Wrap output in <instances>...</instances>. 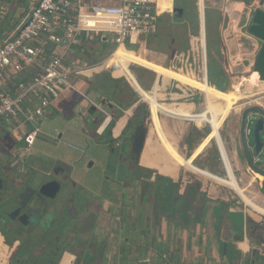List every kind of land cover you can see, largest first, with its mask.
I'll return each instance as SVG.
<instances>
[{"label":"crops","instance_id":"1","mask_svg":"<svg viewBox=\"0 0 264 264\" xmlns=\"http://www.w3.org/2000/svg\"><path fill=\"white\" fill-rule=\"evenodd\" d=\"M192 1H198L196 2L197 4L196 3L194 4L197 13L196 19L199 20L200 24H203V22L201 21H204L205 18L204 16L205 6L203 5L204 8L202 14L203 18H201L199 0H192ZM210 1L213 2V6H215L216 10L221 13L220 21H219V30H221V24L223 23V18L226 15V13L230 14V20L231 22H233V24L234 23L236 24L237 21H240L238 25L240 27L243 26V23H241V19L244 13V2H246L245 0H237V1L233 0V2L235 3L232 5V8H228V4L232 2V0H210ZM2 2L3 4L2 5L0 4V6L4 7V11L5 12L7 11V14H9V16L12 14V11L14 12V10H17L16 8L17 5L20 11L24 9L21 8V6L23 5L22 3L23 0L22 2L20 0H6V2L2 0ZM196 5L198 7H196ZM237 5L239 6L237 7ZM185 9L187 10L188 13L192 12L191 8L188 7V4ZM23 14L20 17H22ZM188 19H190V17L186 19L184 18V22L187 23ZM12 22L13 20L10 21V23ZM233 26L235 27V25ZM234 27L230 28L229 30L234 29L235 32H238L236 28L238 26H236L235 28ZM234 38L237 39L238 40L237 42L239 43L235 44V47L233 48L229 47L231 52V59L233 60V62L237 61L243 54H250L251 51H253V44H254L253 40H251V38H249L247 35L243 37L241 34L240 35L238 34L237 36H234ZM122 48L123 47H118L117 49H115L112 56L108 59L107 62L104 61L103 63H100L99 65L84 70L80 73V76L84 77V80L83 81L81 80L78 89L80 88V92L84 93L87 96L86 98L82 97V95H80L75 91L69 90L71 93H62L59 98L55 99V101L52 102L50 107V114L48 117H46V119L44 120L41 126L40 136L58 142L62 141V138H64V136H67L68 138L72 137L76 141H78L80 143V147L81 146L82 147L81 149L79 148V150H77L76 147L74 146H70L67 148L73 151H79L81 153L80 155L85 153V155H83L82 157H86V160L91 161V149L86 152L84 150V148L86 149V147L91 146V126H93L92 132H94L95 135L100 137L107 136L108 140L110 141V144L107 145V148L108 151H110L111 148H113V145L116 146L120 143L121 139L123 140L125 139L126 142V137H128V131L130 130V127L128 129V126L135 111L141 105L140 102L142 100L140 99V97L142 98V93H146L145 99L147 98L146 99L147 101L152 102L154 107L161 106V104H163V103H158L159 101L157 99L160 97V94L156 90L157 86H155V82L153 85L152 92L151 93L145 92L139 86L138 82L136 81L132 73L129 71L128 67L131 64H136L145 69H148L155 73V78H156L155 81L159 79V82L169 81L168 71H167L168 68L155 64L151 61H147L144 58L135 55L130 50L124 52L122 51ZM129 53L133 55L130 59V62L125 72H122L121 74L120 72H118L119 71L118 68L112 62V58L115 55L126 56ZM75 56L76 55H74V53L69 52L67 59L69 60V58L71 57L76 58ZM106 65L110 66V68L112 69L111 72L106 68ZM100 73H103L105 75L100 76L101 75ZM114 73H116V75H114ZM96 76L97 77L100 76V77L97 79L96 87L94 86L95 92L93 93V96L90 97L89 92H91L92 90L91 86L93 85H91L89 80L93 79ZM121 78H124L130 84L131 87L130 89L127 87V85H123L121 87V83H122ZM248 78L244 79V81L247 83L251 81V80L249 81ZM101 84L105 86L107 85L105 91H103L102 88L99 87L101 86ZM261 84L262 86H260L259 88L262 92H264V82ZM111 86L112 88H110ZM120 88L123 90H120ZM140 88L144 92H141ZM116 90H118L119 93H123L124 95L129 93L130 96L129 98L131 100L130 99L122 100L123 102L126 101L125 104H128V107H125L122 101L116 99L114 95ZM137 92L139 93L140 97L138 96ZM107 94H109V96ZM163 95L166 96V94ZM215 95H216V91H215ZM150 96L154 97L156 101L151 100L149 98ZM170 96L172 97V95ZM262 96H264V93ZM112 99H115L116 101ZM253 103H256L255 105H258L260 107H264V99L263 100L257 99ZM193 106H194L193 108H196L195 104ZM154 107L150 108L152 110L151 119L153 116L152 114H154ZM162 107L164 106L162 105ZM229 109L231 110L233 109L234 111L233 107H229ZM217 111L220 112L219 109H217ZM59 113H65V115L68 114V120H63L59 116ZM190 113L193 114V112L191 111ZM107 116H110V121L111 120L114 121V124L112 128L109 130V132L106 131L107 125L103 124ZM99 117H101V119ZM158 117L159 120L161 121V125L163 126H164L163 119L171 121L174 130L177 132H179V129L183 127L182 125H185V128L190 127L195 129V131H197V129L198 131H201V129L195 126L194 122L192 123L196 128L191 126L190 122L187 121H178L176 119L171 120L160 116ZM194 117L198 119L197 116ZM123 119H125L124 122L122 123L123 125L117 131L116 130L117 125ZM97 124H99L98 127ZM201 124L202 121L199 122V125ZM220 124L221 123H217L218 133H219ZM209 130L211 131V128H209ZM230 131L231 133H229L228 137L230 141H232L234 137V131L232 127L230 128ZM104 132L106 133L103 134ZM151 133L152 132H149V135ZM6 134H8L12 139V146L8 150L9 155H8L7 164H9L10 161L13 160V154H14L13 147H15V143H14V138L11 136V134L7 132ZM38 140L39 138L36 140L33 146V150L46 151V145L43 142H38ZM221 141L224 146V142L222 138ZM229 143L231 145L232 142ZM223 148L225 149V147ZM46 154L48 157L50 156V154L47 151ZM233 156H234L233 160L236 171L237 172L244 171L243 166H241L238 160L236 159L235 153H233ZM80 157L81 156H78V159ZM49 158L50 160L46 161L47 166H50V168L53 169L52 172L55 173V176L58 177V179L65 180V182H67L68 184L64 188V193L67 195L69 189H73V188H77L81 190L80 193L77 195L78 198L75 196L74 200L71 199L70 196L64 197L63 199L60 200H56L55 198V200L58 202L56 203L54 202L53 205L54 210L50 208L47 212L43 213L44 214L43 216L45 217L48 216L47 218H45L46 220L44 221V226H47V229L50 226H52L51 229L54 230L55 233L53 238L56 237L54 239L52 238L51 248L54 249L55 246L58 245V243H60L59 246L61 245L63 246L61 242L64 241L63 239L65 237L63 238V236H61L62 233L64 234V232H62L61 230L65 232H69L71 234L76 233L77 235V238L73 237L74 239L72 242H69V244L68 242H66L67 245L63 246L62 255L56 264H68V262L69 264H75L77 257H79L80 255L83 256V259L87 258L88 260H90L91 259V191H90L91 189L87 185H85L84 187L85 183L81 185V182L79 181L78 178L76 179L75 177H73L71 180H69L61 170L59 171L54 170V166L56 164L55 162H61V161L66 162V157L63 153H52V156H50ZM181 159L183 161L182 165H184L185 161L186 162L189 161L190 163L193 164L195 163L197 167L200 166L196 162L184 158L182 155H181ZM5 161H7L6 158H4V160L0 162V170H2L3 172L6 171V166H7ZM28 161H25L24 164L27 163ZM78 161H80V159ZM35 162L39 163L37 162V160ZM19 165L23 166L21 164ZM27 165L29 170H35V169L37 170L35 166L31 165V163L28 162ZM69 165L72 166V163H70ZM82 166H84V168L86 167L85 164H83ZM82 166H77V170L79 172ZM90 167H91V163L88 166V168ZM190 167L191 168L189 171L191 173H194L192 170H196V172H198L197 167L191 165ZM202 167L203 169L199 170L200 174L195 173L194 175L197 174V176L203 177L207 180H212L213 182L215 181L212 178H207L202 174L203 173L207 175L212 174L211 176L219 178V176H217L215 173H212L213 170L206 168L204 166ZM36 170L34 172H37ZM138 170L149 171V173L147 172H141V173L142 175L143 174L149 175V179H147V181L151 185L156 184L157 183L156 176L161 175L158 171L154 169L142 166L140 164V158L136 168V171ZM179 173L180 171L178 170L176 178H171L163 175L161 176L163 177V179L166 178L167 180H170L174 184L175 183L179 184V188L177 189V192L174 193L175 198L176 196H179L178 197L179 201L180 198L182 197L184 198L185 202L189 201L187 204V209H189V212H186L187 216L184 217V219L186 220H184V224L181 226L177 222L178 218L172 220L170 217H168L170 218V219L167 218L168 221L166 219L165 223L159 222L158 224L155 223L154 220H152V218L150 217L146 218L145 215L144 216L142 215L140 217L139 215L141 214H136V218L138 217L137 222L139 224L136 222L137 226H135L134 228L133 223L130 222V218L133 216V213H130V216L127 219L126 217H124L127 214H129L131 210V204L128 205V202L132 200L126 198L124 203H122L121 201H119L118 198H116V202L113 203L111 199L102 197L101 209L99 211V214H96L94 219V221L96 222L95 224L93 223L94 225L92 227L93 228L92 235L105 237L103 241L105 248L103 264H145L146 260L149 259L147 258V256L149 255L151 257V255H154L149 251V248L154 247V243L155 246L157 245L158 247L160 245L161 246L166 245L168 247V253L173 264H191V263L193 264H264V254L262 251V249L264 250V231H259L258 229H256L257 227L256 223L253 221V235L250 231L251 234L249 238H246L245 240L240 242H236L234 240V234L230 230V226H229L230 224L227 223L228 226H226L224 223L223 224L221 223V225H219L220 223L217 224V221L215 220L216 212L217 211L219 212L220 206L222 202H225V199H222L221 200L222 202H215L213 198L206 196L204 205L202 206L203 208L202 211L199 213V215L194 216L191 207L193 206V204H191V201L189 200L190 195L189 197L188 196L185 197L187 188L189 190V188L192 186L194 181L190 179L188 180L187 178H186L187 180L185 178H180L181 176ZM16 174L20 175V173H18L17 170H16ZM26 174H28V172H26ZM49 174L50 173H48L46 176H49ZM23 175L25 174H21L20 177ZM0 176L3 177L6 175L2 174ZM243 177L244 174L242 175V178ZM54 180L56 182L59 181V180L57 181V179L55 178ZM200 183L202 184L201 189L203 192L204 186L202 182ZM217 184L222 185L220 183ZM257 184H259L258 180L253 175V185L250 184L249 187L251 188L253 186V192H254L253 194L256 196L255 199H257L258 201H263L261 196L262 195L264 196V194L260 193L258 188H256ZM59 185H60L59 188V192H60L61 184L59 183ZM222 187L225 186L222 185ZM82 193H84L85 196H83ZM137 200L138 198H136L135 201ZM126 209H127V214H124V211ZM101 213L105 217L109 216L108 217L109 221L105 220L104 222L102 221L98 222L99 218H101ZM112 215L113 218L115 219L114 223L111 219ZM193 218L197 220L195 222L194 221L191 222ZM182 219L183 216L181 215V221ZM143 220H144V225L140 226ZM112 224L117 226H113ZM81 232H85V235L86 233L88 234L89 241L86 246L84 244H81V242H78L79 241L78 237L80 236V234H82ZM38 237H37V230L35 231L34 234H31L27 237L29 242L27 243L26 255L22 259L23 262L24 260H27L26 259L27 257L33 255L32 249L35 245L32 244H35L38 241V239L41 238ZM0 239H1L0 264H11L14 255H16L20 250L19 241L14 242V239L9 240L6 237V235L3 233L2 229H0ZM43 240L46 241L47 239L44 238ZM224 245H225V251L223 252ZM190 246L192 247L191 248L192 250L195 249L196 255L202 256L203 254V256L200 257L203 258L202 260L197 258L196 262H192V260L188 262L187 257L192 259L191 253L189 251ZM79 247H81L80 250ZM157 259L158 261L156 264H161V260L159 259V257H157ZM27 264H29V261L27 262Z\"/></svg>","mask_w":264,"mask_h":264},{"label":"rangeland","instance_id":"2","mask_svg":"<svg viewBox=\"0 0 264 264\" xmlns=\"http://www.w3.org/2000/svg\"><path fill=\"white\" fill-rule=\"evenodd\" d=\"M6 2V0H4ZM22 2V0H20ZM237 1V0H234ZM198 1H192V0H176L175 1V8H185L188 4V7L195 10L194 4ZM23 5L21 8H24L20 11L18 5L17 10L12 11V14L9 16L7 14V11H4V7L0 6V39L10 37L12 32H15V25L16 27L20 26V21H18L23 14L24 11H27V4L22 2ZM235 2H230L228 4V8H232V5ZM0 4L2 5L3 2L0 0ZM197 4V3H196ZM160 6H162L163 10H171V3L167 2V0L160 1ZM204 29H205V45H206V59L207 64H210V68L217 69L219 66L223 67L225 64L224 58L222 57L220 53V48L222 46V40L224 39L226 43H228V46L230 48L235 47V44L239 43L238 40L234 37H226L223 36L222 33L219 30V21H220V15L221 13L216 10L215 6H213V2L210 0H204ZM239 5H237L238 7ZM196 7H198L196 5ZM196 12V10H195ZM17 13V14H16ZM192 13V12H191ZM9 16V17H8ZM24 16V14H23ZM197 13H194L190 15V19H188L187 23L182 21L181 16H169L165 15L160 18L159 21V29L158 33L155 36H151L146 39H140L136 45H131V48L128 49L132 51L135 55L140 56L141 58H144L147 61H151L155 64L161 65L165 68L170 69V58L171 56L178 51H183L182 47L185 45V42L188 43V48L190 45V38L191 36H198L199 30H200V22L198 19H196ZM8 17V18H7ZM16 23H15V20ZM13 20L12 23L10 21ZM198 22V27H196V24ZM15 23V24H14ZM240 23V22H239ZM4 32V33H1ZM112 36H107L106 42H102L100 39H96L94 41H83V43L76 47L71 48L70 52L74 53L76 55V58H69L66 62L69 64L71 61L79 59L81 62L86 64L87 66H97L100 63H103L104 61L107 62L108 59L112 56L116 44L114 42H111ZM186 49V50H187ZM253 50H256V45L253 44ZM94 60V61H93ZM96 60V61H95ZM106 68L111 72L112 69L109 65H106ZM129 71L132 73V75L135 77L136 81H140V85H142L145 89H147L145 92L151 93L153 89V85L155 82V73L145 69L139 65L131 64L128 67ZM175 71V70H174ZM250 71L246 70L242 75L237 76V78H234L233 81L229 79V93H225V99L230 102L231 105H225L221 104L220 101L216 99L214 96V108H215V114L218 116L217 123H221L219 126V133L221 135V138L224 142V147L226 154L228 156V160L230 163V166H232V172L235 178V181L238 185V187L241 189V191L245 194V196L252 202H254L258 207L264 208V196L262 195L263 201H258L256 196L253 194V186L250 188L249 185H253V178L251 176L247 175V171L244 169V171H236V168L234 166V160H233V144L229 142H232L229 140V133H231L230 128L232 127L234 123V117H235V111L238 112L239 109L235 110V107L240 106L239 104L243 105L244 103L248 102L251 98L249 97L253 93V86H248L249 84L244 81V79L251 80ZM102 75H105L103 73H100ZM109 74V73H108ZM250 75V76H249ZM99 76V77H100ZM109 76V75H108ZM99 77H94L93 79H90L91 85V92H89L90 97L93 96V93L95 92V87L97 84V79ZM87 79V78H86ZM82 81L84 78L82 77ZM74 82V81H72ZM121 87L123 85H127V87L130 89V84L124 79L121 78ZM170 82V83H169ZM244 82V83H243ZM247 83V84H245ZM164 87H169L172 85V81L169 80L168 82L162 83ZM259 84V82H258ZM175 85V84H174ZM173 85V86H174ZM95 86V87H94ZM262 86V84H259V87ZM102 88L103 91L107 88V85L99 86ZM141 87V86H140ZM213 87V86H212ZM112 88V86L110 87ZM117 88V87H115ZM175 88V87H174ZM215 88V87H214ZM119 89V87H118ZM143 89V88H142ZM216 89V88H215ZM234 89V90H233ZM120 90H123L120 88ZM237 90V91H236ZM233 94V92H235ZM175 91H171V89L165 90L166 96H164L161 93L160 97L157 99L158 103H163L166 106L170 108H178L180 105H184L185 107H190L192 110H190L193 113H200L201 115L197 116V120H193L195 124L199 122L205 121L204 118H206V104H205V98L202 94L199 93H191L194 94L193 97L187 96L184 97L181 96L179 100H174V97L170 96V94H174ZM63 93H71L69 90H65ZM168 93V94H167ZM224 94V93H223ZM115 97L116 99L122 101L123 99L127 100L130 99L129 93L124 95L123 93H119L118 90L115 91ZM232 95L235 96V98L232 97ZM106 98V97H105ZM115 100V99H112ZM131 100V99H130ZM55 101V100H53ZM52 101V102H53ZM116 101V100H115ZM51 102V103H52ZM126 101H122L124 103L123 105L125 107H128V104H125ZM143 108L145 107L148 110V116L144 120V128L147 132V136L149 135L150 126H151V112L149 105L144 102L143 100L140 102ZM236 103V104H235ZM196 105V108H193V105ZM122 105V104H121ZM225 107H233V109L226 110ZM219 109V111H217ZM59 116L63 120H68V114L65 115V113H59ZM99 116V115H98ZM101 119V117H99ZM172 120V119H171ZM101 123V122H100ZM99 123V124H100ZM97 124V127L99 126ZM163 125H161V132L163 135H168V138L170 141H174V144L177 142H182L181 144V150L182 146L183 148L186 147L187 144H184L186 141V136L188 135L187 132L192 131L193 135L192 138L189 139L190 143L188 148V154L190 152V156L187 158L190 161H194L200 166H196L194 163H190L191 166L197 167L199 170L203 169L202 166L209 168L213 170V173H215L217 176H219V179H227L226 170L223 166V163L220 161L218 149L214 143V139L212 137V132L209 130V128L206 126L201 131H195V129L186 127L184 131L177 132L173 128V124L171 121L164 120L163 119ZM191 126L195 127L193 123H191ZM196 128V127H195ZM93 126H91V146L84 148L85 152L89 151L91 149V161L86 160V157H82L84 154L80 155L81 153L79 151H73L70 150L67 147L74 146L77 150H79L80 143L76 141L72 137L64 136L62 138V141H54L48 138H43L42 136L38 137V142H43L46 145V151L52 156V153H63L66 157V162H55L54 170L59 171L61 170L64 175L71 180L73 177L76 179L78 178L81 182V185L84 184L90 187L91 191V243H103L105 237L102 236H94L92 235V227L95 224L96 221H94L96 214H99V211L101 209L102 204V197H104V194L110 195V191L112 192V195H114V198H118L119 201L124 203L125 199H130L132 201L128 202V205L131 204V210L129 214H127V209L124 211V214H127L126 219L130 216V213H133V216L130 218V222L133 223V227L135 228L136 222L138 217L136 218V214L140 217L143 215L146 216V218L150 217L152 220H154L155 223L159 222L165 223L166 219L170 217L172 220L178 218L177 222L181 225L184 224V217H186V212H189L187 210L182 202H180L178 199L174 197V191L171 189V186H167V180H162L161 183H156L154 185H151L147 181V175L143 174L141 172H149L147 170L145 171H136V168H134L135 163H137L138 160L136 158L132 157L130 159L128 156H126V152L128 151V146L125 142V139H121L120 145L121 148L115 147L113 145L114 152L111 150L108 151L107 145L110 144V141L108 140L107 136H97L92 132ZM160 132V133H161ZM96 133V132H95ZM104 132L103 134H105ZM160 133L158 134V138L161 137ZM153 139L157 142V137L152 135ZM185 138V139H184ZM147 140V139H146ZM202 141V142H201ZM47 143V144H46ZM64 143V144H63ZM210 143V144H208ZM198 145V146H197ZM12 146V139L11 137L6 134L5 131L0 130V162L6 158L7 161L5 163H8V150ZM18 147H20L18 158L20 159V162L24 164L25 161H28L31 163V165L35 166L37 168V172L33 173L35 170L29 171L28 174H25L21 176V179L23 181H27L29 178H36L40 177L45 180L54 178L57 179V181L61 184V190L55 197L56 200L63 199L64 197H71V199L74 200L75 196L78 198V194L80 193V189L73 188L69 189L68 194L66 195L64 193V188L66 187L67 182L65 180L58 179V177L55 176V173L52 172L53 169L50 168V166H47L46 161L50 160V156L48 157L45 150L36 151L33 150V148L30 150L32 153L31 157H27L25 154H23V151L25 148L23 144H18ZM208 148V149H207ZM206 149V150H205ZM195 150V151H193ZM179 151V150H178ZM180 152V151H179ZM78 156H81L78 161ZM3 159V160H2ZM37 160L36 163L35 161ZM76 161V162H75ZM28 162L25 163V165L28 168ZM74 162V163H73ZM189 161H185L184 165L180 168V175L182 178H187L188 180L192 181H200L203 183V194L204 196H209L210 198H213L215 202H222V199H225V202L223 203V208L219 210V212H216L215 220L217 221V224L221 225V223L228 226L229 220L225 215V212L228 210H238V211H244L246 216H249L251 221L249 224V228L251 230V233L253 235V221L256 223V229L259 231H264V218L260 217L259 215L253 216L252 211L250 208L242 202V200L236 195V193L233 191V189L227 188L225 183L222 187L221 185L213 182L212 180H207L203 177L194 175L195 173H191L190 171L186 170L184 167H188L187 163ZM72 163V166L69 165ZM91 163V167L88 168V166ZM83 164L86 165L82 166ZM7 166H9L7 164ZM77 166H82L80 168V172L77 170ZM137 166V165H136ZM27 170V169H26ZM196 171V170H195ZM242 172V173H241ZM48 173L49 176H46ZM244 174V177L242 178V175ZM138 176V177H137ZM142 179H141V178ZM186 179V180H187ZM220 181V180H219ZM57 182V183H58ZM221 182V181H220ZM58 183V184H59ZM166 184L165 187L162 185ZM207 184V185H206ZM202 186V184H201ZM60 187V185H59ZM167 188V189H166ZM83 196H85L84 193H82ZM81 195V196H82ZM90 195V194H89ZM136 198H138L137 201ZM56 200H53V202H58ZM52 202V200L50 201ZM72 203V202H70ZM54 204V203H53ZM202 204L194 203L193 204V215L197 216L200 213ZM216 206V204H215ZM247 206V207H246ZM221 207V206H220ZM173 211V212H172ZM184 214V215H183ZM181 215L183 216V219L181 221ZM98 216V215H97ZM109 217V216H108ZM108 217H105L101 213V218H99V221L104 222L105 220H108ZM136 218V219H135ZM168 218V219H170ZM111 219L114 223L113 215L111 216ZM167 219V221H168ZM263 219V220H262ZM197 219H192L191 222H195ZM94 223V224H93ZM138 223V222H137ZM228 223V224H227ZM139 224V223H138ZM178 224V225H179ZM113 225V224H112ZM144 225V220L140 224V226ZM117 226V225H113ZM230 226V225H229ZM80 236L78 237L81 244H84L85 246L88 244L89 237L88 234L85 232H81ZM153 233V232H152ZM250 233V234H251ZM64 235V234H63ZM63 236L64 242H70V240L74 237L77 238L76 233H69V235ZM56 238V237H55ZM95 238V239H94ZM41 239V238H40ZM192 239V237H191ZM42 240V239H41ZM186 247V246H185ZM188 247V245H187ZM81 247H79L80 250ZM171 248V245H170ZM192 247L190 246V253L192 256L191 258L187 257L188 262L192 260V262H196L197 258L202 260L203 258H200L203 256L196 255L195 249L192 250ZM152 254L151 257L148 255L145 264H156L158 259L157 255L154 251H150ZM187 252V251H186ZM194 253V254H193ZM26 255V245H24L19 252L14 255L11 264H27L29 260L22 261L23 257ZM196 255V256H195ZM33 256V255H32ZM163 260L161 264H173L169 253L163 255ZM32 257H30L31 259ZM27 259V258H26ZM193 264V263H191Z\"/></svg>","mask_w":264,"mask_h":264},{"label":"built area","instance_id":"3","mask_svg":"<svg viewBox=\"0 0 264 264\" xmlns=\"http://www.w3.org/2000/svg\"><path fill=\"white\" fill-rule=\"evenodd\" d=\"M160 1L23 0L28 8L18 20L20 26L15 25V32L10 37L0 39V130L14 138L13 166L20 162L18 143L24 145L23 154L28 158L32 156L30 150L41 135V126L50 114L53 100L65 90L87 97L78 89L82 79L80 73L95 66H87L78 59L68 64L70 49L80 46L83 41L107 40V36H112L110 40L116 44L115 49L126 48V45H136L140 39L155 36L160 18L173 16L176 0H167L171 3L168 11L162 9ZM260 1L252 0L248 7L264 10V0L262 6ZM246 9L247 4L244 3V11ZM226 15L229 21L225 29L221 24L222 35L228 38L241 34L244 37L246 34L238 25L240 21L233 24L230 14ZM233 25L238 26V32L229 30ZM202 27L203 30L200 24L198 36H191L189 49L171 56L169 68L209 84L204 21ZM221 40L220 53L225 62L222 69L228 81H233L246 70L252 72L254 60L248 59V67L243 66L242 56L233 62L228 43ZM256 51L257 47L249 55ZM171 81L169 87L159 82L157 91L162 94H166L167 89L175 91L170 94L174 95V100L183 95L193 97L191 93L201 94L199 90ZM110 122V116H107L103 124L107 128Z\"/></svg>","mask_w":264,"mask_h":264},{"label":"flooded vegetation","instance_id":"4","mask_svg":"<svg viewBox=\"0 0 264 264\" xmlns=\"http://www.w3.org/2000/svg\"><path fill=\"white\" fill-rule=\"evenodd\" d=\"M251 40H253V43L256 44L257 47V43L255 42V40L254 39ZM132 55L133 54L131 53L127 54L126 56L115 55L112 59L118 60L120 63L121 62L128 63V61L130 62ZM260 83L261 82H259V84ZM259 84L257 83L255 84V86H253V93L252 95L249 96L251 99L248 102L244 103L243 105L239 104L240 106L235 107V110H237L238 108L241 109H239L238 112L235 111L234 123L233 125H231L234 131V137L232 140V144H233L232 152L235 153L236 159L238 160L240 165L243 166V168L248 172L247 175L251 176L252 178H253V174L250 173V171L247 169L244 159L243 142L241 137V126H242V114L246 109H250L253 108L254 106H257L261 108L264 112V107H260L258 105H255L256 103H253L257 99L259 100L264 99V96H262L264 92L260 90ZM145 95L146 93H142V99L153 108L154 107L153 103L147 101L146 100L147 98L145 99ZM162 105L166 106L164 104H161V106ZM180 106H184V105H180ZM192 115L193 114H191V116ZM192 117H194V115ZM195 119L197 118L194 117L193 120ZM129 127L130 130L128 131V137H126V144L128 146V151L126 152L125 155L128 156L130 159H132V157L136 158V160L138 161L135 164L137 165L142 152L137 153L133 150L132 141H133L134 133L136 132L137 129L143 128L144 123L138 126L133 125V127L132 124L129 123L128 129ZM248 131H249V127L247 126V123H245V127H244L245 134ZM149 132L152 131L150 130ZM187 133L188 135L186 136V141L184 143L187 144L186 147L183 148L182 146V150H181L180 146L182 142L175 143L177 150L180 151L179 153L184 158H188L192 154V153L190 154V152L188 154L187 151L189 148L188 142L190 143L189 139L192 138L193 132H187ZM115 147L121 148V145L118 144ZM111 150L112 152H114V149ZM19 164L23 166L20 165L13 166L11 160L10 163L8 164L9 166H6L5 172L0 170V175L2 174L6 175L3 177L0 176V229L3 230V233L6 235V237L9 240L14 239V242L19 241L20 250L24 245H26V249H27V243L29 242L27 237L31 234H34L35 231L37 230V237L38 236L41 237L42 240L38 239V241L35 244H32L35 246L32 249L33 256L31 255L27 257V260H29V264H56L62 255L63 246L67 245L66 244L67 241L61 242L63 246L62 245L59 246L60 243H58V245L55 246L54 249L51 248V241L55 233L54 230L51 229L52 226H50L48 229L47 226H44V221L46 220L45 218H47L48 216L46 217L43 216L44 215L43 213L47 212L50 208L54 210L53 200H55V198L52 199L46 196H41V194L39 193L45 179L37 176L36 178H39V180L35 178H29L27 181H23V179H20L21 174H26V172L29 173V171L31 170H29L25 164H22L21 162H19ZM136 165H134V168L137 167ZM187 166H188L187 168H191L190 162H188ZM16 170L18 171V173H20V175L16 174ZM193 172L195 173V170H193ZM157 176H161V175H157ZM157 176H156V182L162 184V179H160ZM163 180H167V179L165 178ZM166 183L167 186L168 185L171 186V189L174 191V193L177 192V189L179 188L178 183L174 184L170 180H168ZM200 184H201L200 181L198 180L196 182L194 181L191 188L194 186L197 189L198 194H200L201 197H204ZM162 186L165 187L166 184ZM256 188H258L260 193H263L259 189L258 184L256 185ZM51 200L52 202H50ZM221 208H223V203L221 204L220 209ZM202 209L203 208L201 206L200 212L202 211ZM61 231L64 232V235L62 233L61 236L67 237V235H69V232H65L63 230ZM44 238H46L47 240L46 241L43 240ZM73 239L74 238H72L70 242H72ZM0 244H1V239H0ZM30 257L32 258L30 259Z\"/></svg>","mask_w":264,"mask_h":264},{"label":"bare ground","instance_id":"5","mask_svg":"<svg viewBox=\"0 0 264 264\" xmlns=\"http://www.w3.org/2000/svg\"><path fill=\"white\" fill-rule=\"evenodd\" d=\"M161 1H163V0H161ZM203 5H204L203 0H199L201 18H203V15H202L203 10H204ZM201 22H203V21H201ZM201 27H202V24H201ZM202 30H203V27H202ZM112 62L118 68V70H119L118 72H120L121 74H122V72H125L128 64H129V61H128V63L127 62H121L120 63L118 60H115V59H112ZM167 71H168L169 80H174V81L178 82L181 86H188L190 88L199 90L205 98V104H206V107H205L206 118H204L205 121H203L201 125L195 124V126L199 129H202L205 126H208L209 128H211L214 143H215V145L218 149V152H219L220 161L223 163V166L226 170L227 179L226 180L222 179V178L219 179L217 177L211 176L212 174L207 175V174L203 173L202 175H204L207 178H212L215 182L220 183L222 185H224V183L226 185H228L226 187L233 189V191L236 193V195H238V197L242 200V202L245 203L250 208V210L253 213L252 214L253 216L259 215L260 217L264 218V208L258 207L254 202L250 201L245 196V194L238 187V185L235 181V178L233 176V172H232L227 154L225 152V149L223 148L224 146H223V143L221 141V137L218 133V125H217L218 116L214 113L215 112V108H214L215 105H214L213 98H214V96H216L215 95L216 89L214 87H212L210 84L195 81L194 79H192V78H190L184 74L175 72L171 69H167ZM114 75H116V73H114ZM250 75H251V77H250L251 81L248 82V84H249L248 86H253L254 84H257L260 81L259 75L257 72L252 71L250 73ZM129 76H130V74H129ZM245 84H247V83H245ZM140 90H141V88H140ZM236 91L233 92V94H235ZM141 92H144V91L141 90ZM138 96L140 97L139 93H138ZM232 97L235 98L234 95H232ZM149 98L151 100L156 101V99L152 96H150ZM140 99L143 100L141 97H140ZM149 108H152V107L149 105ZM225 108H226V110L229 109V107H225ZM219 113H221V111ZM152 115L153 116H152L151 123H150L151 124L150 130L153 133H151L150 135L147 136V140L145 142V146H144L143 152H142L141 157H140V164L142 166H145V167H148V168H151V169L158 171L163 176L176 178L177 172L182 165L181 155L178 153V150L174 144V141H170L168 138V135L162 134V132H161V129H162L161 128V121L159 120L158 116L168 118V119H176L178 121H187V122L192 123L193 117L190 114V108L185 107V106H180V107L174 109V108H170L168 106H164V107L157 106L154 108V114H152ZM193 115L198 116V115H200V113H197V114L193 113ZM124 120L125 119H123L120 123H118L117 129H116L117 131L123 125L122 123L124 122ZM182 126L183 127H181L179 129V133H180V131H183V129L185 128V125H182ZM159 133L161 135L160 138H158ZM152 135L157 137V139H158L157 142L153 139ZM208 144H210V143H208ZM185 169L188 171L190 170V168H187V167H185ZM195 173L200 174L199 169H198V172L195 171Z\"/></svg>","mask_w":264,"mask_h":264},{"label":"water","instance_id":"6","mask_svg":"<svg viewBox=\"0 0 264 264\" xmlns=\"http://www.w3.org/2000/svg\"><path fill=\"white\" fill-rule=\"evenodd\" d=\"M247 9L242 15L241 32L254 39L257 43V51L254 54H244L243 66L248 67V59L254 60L252 70L257 72L261 82H264V10H254L249 8L248 4L252 0H245ZM263 0L260 1L262 6ZM184 10L182 8H174L173 15L182 16ZM228 16L225 15L223 19V28L225 29L228 24ZM105 42V38L102 39ZM67 45V43H64ZM159 80H156L157 86ZM245 123L249 127V131L245 134ZM241 137L243 142V153L247 169L258 180L260 190L264 193V112L261 108L254 106L253 108L246 109L242 114ZM147 139V132L144 128L137 129L133 136V150L137 153L143 152L145 142ZM59 184L51 179L44 180L40 189L41 196L55 198L59 192ZM229 220L230 230L234 234V240L240 242L250 237L249 224L250 217L246 216L244 211L228 210L225 213ZM225 251V245L223 252ZM263 254L264 250L262 249Z\"/></svg>","mask_w":264,"mask_h":264},{"label":"trees","instance_id":"7","mask_svg":"<svg viewBox=\"0 0 264 264\" xmlns=\"http://www.w3.org/2000/svg\"><path fill=\"white\" fill-rule=\"evenodd\" d=\"M186 8V7H185ZM185 8H182L184 10L183 15H182V21L184 22V18H189L190 15L196 13L194 9H192V13H188L187 10ZM177 17V16H175ZM196 24V27H198V22L194 23ZM131 48V45H126V48H122V51H127L128 49ZM188 48V43L185 42V45L182 47V50H186ZM94 61V60H93ZM96 61V60H95ZM208 79H209V84L213 87L216 88V99L218 101H220L222 104L225 105H231L230 102H228L225 99V93H229V84H228V78L225 75L222 67H218L217 69H212L210 68V64L208 65ZM138 83L140 84V81H138ZM141 88H143L142 90H147L145 89L142 85H140ZM157 90V89H156ZM224 93V94H223ZM109 96V94H107ZM110 99V98H109ZM150 112L152 113V110L150 109ZM148 116V110L142 105H140L137 110L135 111L132 119L130 120V123L132 125L138 126L144 123L145 118ZM114 124V121L111 120L110 124L108 125L106 131L109 132V130L112 128ZM144 128V127H143ZM145 129V128H144ZM149 173V172H147ZM147 179H149V175L146 176ZM160 179L163 180V178L161 176H157ZM168 181V180H167ZM189 191V192H188ZM110 195L104 194V197L111 199V201H113V203L116 202V198H114V195H112V192L110 191ZM190 195V197H189ZM189 197V200L191 201V204L194 203H198L201 202L202 206L204 205L205 202V196L201 197L200 194H198L197 189L193 186L192 188L190 187L189 190L187 189L185 197ZM179 196H176V199H178ZM180 202H182L183 206L187 209V204L189 201L184 200V198H180ZM192 207V206H191ZM193 208V207H192ZM189 210V209H187ZM104 244L103 243H96V242H92L91 243V259L88 260L87 258L83 259V256L80 255L79 257H77L75 264H103L104 262ZM149 251H154L156 253V255L159 257V259L162 261L163 260V255L164 254H168V247L165 245L163 246H155L154 243V247L149 248ZM69 264V262H68Z\"/></svg>","mask_w":264,"mask_h":264}]
</instances>
